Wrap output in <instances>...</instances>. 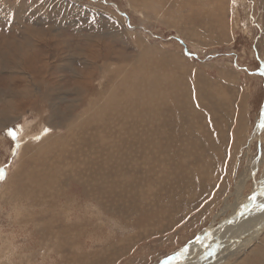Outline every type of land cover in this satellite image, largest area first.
Masks as SVG:
<instances>
[{
  "label": "bare ground",
  "instance_id": "bare-ground-1",
  "mask_svg": "<svg viewBox=\"0 0 264 264\" xmlns=\"http://www.w3.org/2000/svg\"><path fill=\"white\" fill-rule=\"evenodd\" d=\"M40 1L43 0H25L20 3L13 0H0V21L12 19L11 28H14L15 25L23 26L24 36L23 43L11 39L12 42L4 41L0 44V73H10L12 76L0 81V85L8 86L5 89L6 92H0V99L3 97L16 99L15 101L18 100L25 104L27 108L25 106L23 108H26L27 112L37 111L39 115L36 121L30 119V115L28 118L25 110L15 107V101L10 103L12 108L1 112L3 116L0 117V123L5 122L0 124V127L2 125L1 131L10 128V126H15L20 120H23L27 126H24L27 131H24L25 134L20 137L21 143L13 164L7 169L6 180L0 182V210H4L8 204L11 207L12 202V207L17 208L13 214L17 213L14 224L17 232H19V235L12 234L11 242L7 237H4V244L0 248V264H25L23 263L25 259H20L22 263L10 261L15 259L19 253L24 257L26 256L25 253H29L30 262L28 264L36 262L44 264L47 259L48 261L53 260L47 264H94L95 255L88 249V240L94 237L95 228L104 226L106 221L101 215H98V219L94 222L90 221V218V220L84 218L85 220L80 223L74 222V214L87 212L91 208L99 211L98 213L105 211L107 202L111 197L108 194L110 190L114 191L115 196L120 199L133 197L136 191L138 192L137 187L141 179L148 175L152 177L155 183L150 185V189L147 188L148 186L143 190L142 186H139V189L143 191V198L145 199L149 198L151 193L152 204L147 205L150 218L151 211L156 208L154 205L157 202H161L160 206L169 203L175 211L167 216L164 221L179 218V214L176 212L179 205L175 200L192 201L193 204L195 194L199 197L203 195L209 197L207 190L213 191L217 183L219 184L217 185L218 188L217 190L214 189L212 197H209V203L200 210L209 211V215L207 214L208 211L206 212V222L217 211L214 206L216 202H219L218 207L223 204L221 216L224 217L228 211L236 214V209L248 198L245 196V192L249 181L255 178L251 176L255 170L251 171L250 175L248 172L244 175L238 174L235 179L236 184L233 190L226 194L227 196L222 193V186L230 185L231 179L229 176L226 177L223 172L217 174L219 178L221 177L220 181L217 180L213 184L195 181L201 171L207 172L208 176L212 177L214 171L213 156L217 159L220 157V162L225 159L222 147L227 143V136L216 121L215 111L218 109L221 111L222 107H227L234 100L235 93L228 90L231 81L226 78L229 75L222 73L223 76L219 81L213 80L210 75L208 76L201 70V67L207 69L208 65L204 64L199 67L192 59L186 58L183 53L184 49L182 50V46H179L180 43H175L177 45L175 48H178L177 53L170 55V47L166 50L165 48L160 49L156 45L153 46L151 42L144 40L145 38L148 39L149 36L138 32L141 30H138V25L141 27L153 26L155 22L157 24L168 23L175 28L176 33H179L186 41L191 42V49L197 52L200 51L199 47L197 49L193 44L196 46L221 44L230 46L235 37L238 36L239 31L243 32L240 26L241 17L239 18L238 14L240 7L238 4L244 3L245 0H170L176 4L169 11L163 8V3L159 0H126L123 5L128 4L124 7L129 13V20L131 22L133 19L139 21L137 29L136 26H132L131 22L132 31L125 26L127 22L126 13H124L126 17L122 18L111 11L109 19L114 27L106 25L110 31L103 34V37H93V39L98 40L96 46L76 47L74 50L70 49L69 52H65L66 47L57 42L60 41V38L54 35V32H59L62 26L66 27L65 24L67 25L68 22L72 23L76 20L82 24L83 21L88 20L87 17L80 16L81 5L79 3L82 0H72L70 3L72 8H69L66 15L57 12V9L60 8L58 4L48 7L47 4L52 3L51 1L44 0V3ZM178 5L182 6L180 10L182 13L173 17L176 20L174 23L170 16ZM88 7L94 8L93 6L85 8ZM130 12H133V16H130ZM69 17H72L73 20H69ZM26 21L30 22L29 26L25 25L24 22ZM196 22L201 26L196 25ZM45 25L49 26L43 30ZM102 25L105 26L104 23ZM247 30L249 29L247 28ZM108 36L116 40H120L122 37L123 43L132 46L137 54L130 56L124 51L115 50L101 42ZM43 45L48 46L49 50L52 47H57L60 50V60L62 61L56 65V62L47 60L44 69L38 68L36 58L41 52L39 47ZM151 50L158 51L152 55ZM74 63L82 64L83 70L78 71L74 68ZM63 69L74 71L76 74L77 81L74 88L66 89V86L63 87L69 82L67 77L60 75L59 71ZM250 73V82L259 80L263 83L261 78L254 76L252 72ZM190 80L195 84H191ZM18 82H21L22 85L20 92L15 88L18 87L16 84ZM252 84L255 85L254 82ZM249 85L250 89L247 91L246 98L247 100L251 99L255 105L259 96L254 94L253 86ZM195 95L199 107L202 109L200 113L210 123L208 132L199 136L212 147L211 150L196 153L194 151L197 147V141L192 139L193 136L184 138L182 131L184 128L179 129L171 137L172 133L164 130L158 124L160 122L156 123L158 121L156 117L160 110L164 108L165 104H170V108L175 109V112L176 107H183V112L188 118L192 115L191 120L189 118L188 121L190 122V132L194 128L204 132L202 121L195 126L196 118H200L198 117L199 112L195 110L191 102ZM226 101L229 104L223 106ZM63 104L67 105L65 109H62ZM207 105L212 107H206ZM245 107L250 110V116L253 118L254 111L248 104L242 103L240 111ZM210 110H213L214 113ZM143 112H149L151 115L150 124L155 122L153 134L157 143L161 146V143L166 141L160 148L143 147L139 141L137 131L142 130H140V124L143 121L141 118ZM226 114L227 116L230 115L229 113L220 115L223 121L226 120ZM40 116L45 117V119ZM176 117L178 120L181 119L180 113ZM242 118V116L238 117L233 123L236 135L243 122ZM22 125L24 124L22 123ZM45 127L49 128L51 133L42 134L43 136L38 139L37 135L41 131L43 132ZM35 138L36 140H34ZM247 138L240 143V148L241 146L245 147ZM0 140V151L2 150L10 157L13 143L8 139L6 142L3 138ZM5 163L0 161V168ZM175 166L179 173H174ZM154 168L159 171V177L154 173ZM182 168H184L183 172L180 171ZM224 169L227 171L229 168L224 167ZM149 179L151 178L149 177ZM72 185L73 188L70 189ZM259 186L260 184L257 185V187ZM251 189L252 187L247 190V194ZM71 192L72 196L66 197L65 203L62 202L59 206L62 208L60 216L57 214L58 211H54L56 214L49 212V215L45 217V222H42L51 231L43 234H41L42 232L37 233L38 230L33 232L31 239L41 234L43 242L40 244L33 242L29 247L23 246V244L20 245V251L14 250L12 245L15 241L27 237L24 234L25 197L43 200L52 199L61 196V194H71ZM76 192H80V194ZM248 199L246 206L242 205V207L252 206L254 212L257 211V204L254 201L248 202ZM260 202H263L262 199H259ZM118 206L120 208V205ZM210 207L211 211L209 210ZM122 208L124 207L122 206ZM194 209H191V212ZM233 214L223 218L218 228L214 227L212 230L205 231V235L213 231L211 243L216 240L213 241L214 236L220 234L232 221L240 217L239 214L234 218ZM262 216L254 220L250 229L247 228L251 220L245 219L246 222L240 224L241 226L237 231L245 234L246 238L241 241L238 249L242 248L240 253L244 258L239 263L236 261L235 264H264V223L261 221ZM258 226H260V231H256ZM228 230L230 231L227 229V232ZM5 233L3 230L0 232V240L2 236H5ZM17 244L19 245V243ZM229 244L228 241L227 245ZM251 244L252 246L249 247ZM233 251L235 252L236 249L234 248ZM224 252L227 253V251ZM230 253L225 254L214 264H221V261Z\"/></svg>",
  "mask_w": 264,
  "mask_h": 264
},
{
  "label": "rangeland",
  "instance_id": "rangeland-1",
  "mask_svg": "<svg viewBox=\"0 0 264 264\" xmlns=\"http://www.w3.org/2000/svg\"><path fill=\"white\" fill-rule=\"evenodd\" d=\"M13 1H15L16 3H20L21 1L24 2L25 0H13ZM49 1H51L52 3L47 4L48 7L49 6L53 7L54 5L58 4L60 8L57 9V12L58 13L61 12L60 13L61 15H66V13L69 12V8H72L70 4L72 0H65V1L64 0H49ZM125 1L126 0H82V2L79 3L81 5L80 16L83 15L84 17H87L88 20L83 21L82 24H80L79 22H76L75 20L72 23L68 22L67 25L65 24L66 27L62 26L59 32L57 33L54 32V35H57L58 38H60V41H57V42H60V44L62 43V46L66 47L65 52L74 50L76 47H85V46H90V45L96 46L98 44V40L93 39V37L94 36L103 37L104 36L103 34H106V32L110 31L107 28V26L114 27V24L109 19V15L111 11L115 12L118 16L122 18L126 17L124 14L126 13L127 22L125 23V26L130 31H132L133 29L131 28V25H130L131 20H129L130 19L129 13L127 9L124 7V5H126L127 3L123 5V2ZM159 1L163 3V8L167 11H169V9H171L173 5L176 4V2H172L170 0H163V1L159 0ZM40 2L44 3V0ZM168 2H171V3L169 4ZM87 6H93L95 9L92 7L85 8ZM238 6H240L238 8L239 18L241 17L240 26L243 29V32L244 31L245 32L241 33V31H239L238 36L235 37L234 42L232 41V44H230V46L226 44L214 45V46H211V45L210 46H196L195 44H193L195 47H197V49L199 47V50H200L199 52L195 51L194 49H191L192 43L189 41H186V39L181 37L179 33H176L175 28L173 26H170L168 23L157 24V22L155 23L153 22L154 23L153 26L145 25V26L140 27L138 25L139 21L137 19H133L131 24L132 26H136V29L138 25V30L141 29L138 32L145 34V36H149L147 37L148 39L145 38L144 40L151 42L153 46L156 45L160 49L165 48V50L166 48L170 47L171 48L169 51L170 55H174L177 53L178 48H175L177 46L175 45V43L176 44L180 43L179 46L180 47L182 46L181 47L182 50L184 49L183 53L186 58L192 59L195 63L199 65V67H201L204 64L208 65L207 69L206 68L203 69L204 67H201V70L208 76L210 75L213 78V80L219 81L221 77L223 76L222 73L229 75L226 78L227 80L231 81V84H230L231 86L228 87V90L230 92L235 93L234 100L227 107H222L221 111L219 109L215 111L216 121L218 125L220 126V128L223 131H225L226 136H227V143H225L222 147V150L225 153V159L223 161L221 160L220 162V157L217 159L216 157L213 156L212 163H214L213 164L214 171L212 173V177H209L207 172L201 171L200 174L197 175L195 181L203 182L206 184H213L215 181L221 179V177L219 178L217 174L219 172H223L226 177L229 176L231 179L230 185L222 186V193L225 196H227L226 194H229V192L233 190L234 185L236 184L235 179L238 174L244 175L246 172H248L250 175L251 171L255 170L254 174L251 175L253 176V178L254 177L255 178L249 181V184L247 185V189L245 192V196H248L249 198L251 194L253 193L254 189L256 188V185L260 184V186L258 187L259 189L258 192L260 194L257 193L253 197L255 199L252 198V201H254L257 204L256 205L257 211L254 212V209H252V206L245 207L246 200L248 199L247 198L244 201V203H241L239 207L236 209L237 210L236 214L235 213L233 214L231 211H228L227 214L223 217L221 216L223 204H220V206L218 207L217 205L219 204V202H216L214 206L216 207L217 211L206 222L205 218L207 214L209 215V211L208 210L200 211V210L203 207H205L206 204L209 203L210 201L209 197H212V193L214 192V189L217 190L218 188L217 185L219 184L217 183L213 191L207 190L208 192L207 196L209 197H206L204 195H203L204 197L203 196L199 197L198 195L195 194V202L193 204H192V201L175 200V202L179 205V208L176 210V212L179 214V218L174 219L172 221H169V220L164 221V219L167 216L174 213L175 211L170 207L169 203L166 205L160 206L159 204H161V202H157L156 205H154L156 208L151 211V218H150V215H148L150 214L149 207L147 205L152 204L151 193H150L149 198L145 199L143 198V191H142L147 186H148L147 188L150 189V185L155 183V181L152 180V177L148 175L142 178L141 182L139 180V182L142 184L140 183L138 184V187H137L138 192L136 191L133 197L128 198V199H120L115 196L114 191L110 190L108 194L111 197H110V200L107 202L108 204L106 206L105 211L98 213L99 211H96L95 209L91 208L87 212L75 213L74 216L72 215L73 221L79 222V223L85 219H88V220L91 219L90 221L94 222L95 220L98 219V215H101L103 219L106 221V224L104 226L95 228L94 233H93L94 237H92V239H90L91 238L90 237L89 238L90 240H88L89 242L88 249H90V251H92V253L95 255L94 264H104V263H108V264H162L163 261L164 262L168 261V259L177 255L180 250L184 249L188 245H191L194 241L198 239V237L200 238L201 236H204L206 230L208 229L210 230L214 227L218 228L219 224L221 225L220 222L223 218L228 217L231 214H233L234 218H236L237 215L240 214L239 215L240 217H238L236 220L230 223V224L233 223L232 225L229 224V226H227L220 234H218L217 236H214L213 241L216 239L214 243H211L212 238H213L211 236L208 239L209 241L207 240V242L202 245V247L204 246L203 248L201 247L202 249L199 248L198 251H193V252L188 253L183 259L180 260V262L177 261L176 263V264H182V263L183 264H186V263L187 264H214L215 262L218 261V259H221L225 254H227L228 252H231L230 254L227 255V257H225L224 260L221 261V264H235L236 261L239 263L244 258L242 253H240L242 248L238 249L241 241L242 240L244 241L246 238L245 234L237 231L241 226L240 224H242L243 222H246V220L247 221L251 220L247 228V229H250L254 223V220L262 215L263 216L261 218V221L264 223V214H263L264 213V185H263L264 183V161H263L264 159V0H245L244 3L238 4ZM82 8H85V9L81 10ZM181 8L182 6L178 5L177 7L174 8L173 12H171L172 14L170 17H171V20L174 21V23L176 22V20H174L173 17H177L178 15H180V13H182V11H180ZM130 14H131L130 16H133L132 15L133 12H130ZM71 19L72 17H69V20ZM12 21H13L12 19H8L7 21L3 19L2 21H0V44L4 43V41L12 42L11 39L12 40L15 39V41L23 43V37H24L23 32H22L23 26L15 25L14 28H11ZM24 23L26 26H29L30 24L29 21H26ZM77 23H79L80 25ZM103 23L105 24V26L102 25ZM196 23H197L196 25L201 26L200 24H198V22ZM48 26L49 25H45L43 26L42 29L45 30ZM116 26L118 25L116 24ZM79 27H80V30L78 31ZM247 28L249 30H247ZM120 40H116L108 36L106 37L105 40H101V42H103L104 44H107L108 46L114 48L115 50L124 51V53H126L127 55L135 56L137 54V51L132 46H129V44L127 43H123L124 40L122 39V37ZM39 49H41V52H40L39 57L36 58L38 68L44 69V64H46L47 60L56 62L55 63L56 65L62 61L60 60V50L57 47H52L49 50L48 46L43 45L39 47ZM155 51H158V50H151L150 53L152 55H155ZM74 68H76L78 71H82L83 65L80 63H77V64L74 63ZM59 72L61 73L60 75L67 77V80L69 81L67 83L68 86L64 85L63 87L66 86L65 87L66 89L74 88L75 82L77 81V76L74 73V71H70V70L67 71L63 69V70H60ZM250 72H252L254 76L261 78L263 80V83H261V81L259 80L250 82L249 81L250 80L249 76L251 74ZM198 73L200 74V72ZM11 77L12 76L10 73L9 74L0 73V81H3L4 78H11ZM193 79L195 80L194 75H193ZM253 82L255 83V85L252 84ZM190 83L193 85L195 84L193 81H191ZM16 84L18 87H15V88H17V91L20 92L22 90L21 82H18ZM249 84L253 86L254 94L256 96H259V99L257 100V102H255L256 103L255 105L253 104L251 99L247 100L246 98L247 91L250 89ZM7 87L8 86L0 85V92L1 91L6 92L5 89ZM8 98L9 97H3L0 99V117L3 116L1 112L6 109L12 108L10 106V103L16 100L13 98H9V99ZM15 102H16L15 107L17 109L25 110L24 111L25 113L28 111L24 103H21L18 100ZM191 102L195 110L199 112L198 117H200L199 119L196 118L195 126L198 125L200 121H202V128L204 129V132H200L197 128H194L193 131L190 132L191 130L189 128L190 122L188 121H189V118L191 120L192 115H190L188 118V116H186V114L183 112V107H176V112H175L174 111L175 109L170 108V104H165L164 108L160 110V112L158 113L156 117L158 119L155 118L156 120H158L156 121V123L160 122L158 124L161 125L164 130L168 131L170 134L172 133L171 137H173L178 132L179 129L181 130L182 128H184L182 130L184 133V138L193 136L192 139L197 141V147L195 148L194 153L198 151L211 150L212 148L211 145L208 144L206 141H204L201 136H199L202 133L208 132L210 123L200 113L202 112V109H200L199 107L198 101L196 99V95L192 98ZM242 103H245L246 105L248 104L251 107V109L254 111V114H252L253 118L250 116V110H248L246 107L241 109L240 111ZM227 104L229 103L226 101L223 104V106ZM24 106L26 108H23ZM66 106H67L66 104H63L62 109H65ZM206 107H212V106L207 105ZM210 111L214 113L213 110H210ZM179 113H180L181 119L178 120L176 116H179ZM224 113L230 114L228 116L226 114L225 121H223L222 118L220 117V115H223ZM29 115H30V119L34 121H36V118L39 117L37 111L27 112L26 116L28 118H29ZM150 116L151 115L149 114V112L142 113L141 118L143 121L140 124V130L141 129L142 130L140 132L137 131L138 136H139L138 138L143 147H148L151 149H155V147L160 148L163 144L166 143V141L161 143V146H160V144H158L157 141L155 140V136L153 134V126L155 122L150 124ZM240 116L243 117L242 118L243 122L239 126V132L236 135L234 132L235 125L233 123H235L236 119ZM41 118L45 119V117L43 116ZM3 123L5 122L2 121L0 124H3ZM22 123L24 125H22ZM24 126L27 127L25 123L23 122V120H20L19 123L15 124V126L14 125L10 126L11 129L10 128L5 129L6 131L4 129L1 131L2 125L0 127V131H1L0 139L3 138L4 142H6V139H8L9 141L13 143L12 148H11V153L9 155L10 157H8V155L2 150L0 151L1 152L0 153L1 163L6 162L0 169L3 170V174L6 176V178L8 176L7 169L11 166V164H13L15 157L17 155L18 147L20 146V143H21V141H19L20 137H22L27 131V128H25ZM187 127H188V130H187ZM44 129H43V132L41 131V133L37 135L38 139L42 137L43 135H48L49 133H51V130L49 128L45 127ZM9 130H12L15 133L16 135L15 140L12 138V136L8 134ZM246 138H247V141L244 144L245 147L241 146L240 148L239 146L240 143L244 142ZM34 140H36V138ZM0 145H1V140H0ZM159 154H161L160 151H159ZM219 165L221 166L218 167ZM252 166L254 167L253 170H252L253 168ZM224 167L226 168L228 167L229 169L226 171ZM139 169L141 170L142 168H139ZM153 171L157 177L160 176L159 171H156L155 168L153 169ZM180 171L183 172L184 168L180 169ZM174 173H179V170L176 166L174 169ZM231 173H232V176H231ZM149 177L151 179H149ZM145 180H147V182H144ZM139 186H142V190L139 189ZM250 187H252V189L247 194V190ZM72 188H73V185L70 189ZM139 191H142V192H139ZM197 191L199 192V190ZM76 193L80 194V192H76ZM68 196H72V192L71 194L70 193H66L64 195L61 194V196H57L52 199H43V200L25 197V208L26 209H25V233L24 234L27 237L26 239L23 238V239H19L15 241L14 245H12L14 250L16 249L20 251L21 250L20 245H23V244H24L23 246L29 247L30 244H32L33 242L38 243V244L43 242L40 235L45 232H50L51 229L48 226H45L46 224L42 222H45V219H46L45 217L49 215V212L50 214H52V212L58 211L57 214L59 215L60 210H62V208L59 206L60 204H62V202L63 204L65 203V199L66 197L68 198ZM258 198L262 199L263 202L259 203ZM257 200L258 202H256ZM117 201H120L121 203ZM118 205H120V208ZM242 205H245V206L242 207ZM122 206L124 208H122ZM191 209H194V210L191 212ZM14 210H17V208L12 207V202H11V207L8 204L4 210L2 211L0 210V226H1L0 232H2V230L4 231V233L6 232L5 236L1 237L0 248L4 244V237H7L9 239V242H11L13 233H15L14 235H19V232H17V229L15 228V224H14L16 220V215H17V213L13 214ZM209 210L211 211V207ZM238 211H240L239 214H238ZM55 212L54 214H56ZM37 222H40V223L38 224ZM227 229H230V231L228 230L227 232ZM35 230L36 231L38 230L37 233L38 232H42V233L37 237L35 236L34 239H31L32 238L31 236L33 232H35ZM260 230H261L260 226H258L256 228V231H260ZM98 239L99 241H97ZM228 241L230 242L229 245H227ZM17 243H19V245ZM213 244H216V245H213ZM252 244L249 247H251ZM234 248L236 249L235 252L233 251ZM224 251H227V253ZM25 254L26 256L24 257V255L19 253L15 259L10 260V261L14 263H22L21 261L25 259V262L23 263L28 264V262H30L28 259L29 253H25ZM52 261L51 260L48 261L47 259V261H45L44 264L45 263L47 264V262L50 263ZM36 263L39 264L40 262H36ZM36 263H32V264H36ZM168 263L172 264V262H168Z\"/></svg>",
  "mask_w": 264,
  "mask_h": 264
},
{
  "label": "water",
  "instance_id": "water-1",
  "mask_svg": "<svg viewBox=\"0 0 264 264\" xmlns=\"http://www.w3.org/2000/svg\"><path fill=\"white\" fill-rule=\"evenodd\" d=\"M258 193V187L256 185V188L254 189L253 193L248 199V202L252 201V198ZM247 207H249L247 205ZM212 230V229H211ZM213 231L208 232L205 236L198 238L196 241H194L191 245H188L184 249L180 250L177 255L171 257L168 259V261L163 262L162 264H166L168 262H172V264H176L177 261L183 259L188 253L196 251L197 249L201 248L203 244L207 242V240L211 237ZM209 241V240H208Z\"/></svg>",
  "mask_w": 264,
  "mask_h": 264
},
{
  "label": "snow or ice",
  "instance_id": "snow-or-ice-1",
  "mask_svg": "<svg viewBox=\"0 0 264 264\" xmlns=\"http://www.w3.org/2000/svg\"><path fill=\"white\" fill-rule=\"evenodd\" d=\"M10 136H12V138L15 140L16 139V135L12 130H9L8 133ZM4 180H6V176L3 174V170H0V182H3ZM255 199V198H253Z\"/></svg>",
  "mask_w": 264,
  "mask_h": 264
}]
</instances>
